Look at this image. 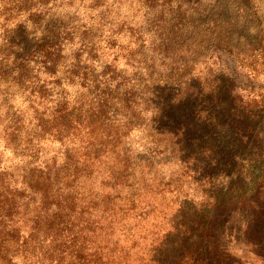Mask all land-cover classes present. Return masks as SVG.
Masks as SVG:
<instances>
[{
	"label": "trees",
	"instance_id": "16d2710c",
	"mask_svg": "<svg viewBox=\"0 0 264 264\" xmlns=\"http://www.w3.org/2000/svg\"><path fill=\"white\" fill-rule=\"evenodd\" d=\"M201 1L0 0V264H241L222 212L264 179V104L179 76L222 44Z\"/></svg>",
	"mask_w": 264,
	"mask_h": 264
},
{
	"label": "rangeland",
	"instance_id": "374dc122",
	"mask_svg": "<svg viewBox=\"0 0 264 264\" xmlns=\"http://www.w3.org/2000/svg\"><path fill=\"white\" fill-rule=\"evenodd\" d=\"M203 1L211 2L210 0H202L199 3ZM216 1L219 15L215 24L220 30L219 33L222 34V44H217L214 41L205 43L199 48L198 53L193 56L192 65L179 76L185 75L187 71L189 75H199V83L205 87V90H208L216 70H222L223 76H231L232 87L235 88L243 102L258 100L260 104H264V0ZM109 59L116 63L122 61L115 53H111ZM135 59L130 57L131 61ZM182 68L184 69V67ZM182 68L176 69V72L181 73ZM126 71L128 73L131 70L128 69ZM193 78L195 79V77ZM222 94H225L223 89ZM224 105L222 104L221 112L223 127L227 121H234L236 125L240 124L241 126L250 122L252 129L247 130L246 133L248 136L247 140L251 145L250 149H245L244 151L250 153L252 158L258 150L257 142L263 135L261 128L257 124L252 123V121H255L254 119L244 115L233 104L231 105L230 101L226 100ZM4 110L1 107L0 113ZM259 120L263 121L264 119ZM246 160L249 161L250 159L247 158ZM257 172L256 169L254 170L250 166L241 167L239 169V177H235V173L230 174L232 180L228 186L222 172L217 174L215 180L219 181V188L222 186V195L229 191L233 194L237 191V188L245 185L247 180L252 175L257 174ZM238 179H241L243 183H237ZM189 184L185 183L184 185ZM190 188L192 189L191 185ZM247 260L251 262L246 264H264V262L253 260L251 257Z\"/></svg>",
	"mask_w": 264,
	"mask_h": 264
},
{
	"label": "flooded vegetation",
	"instance_id": "af4514ba",
	"mask_svg": "<svg viewBox=\"0 0 264 264\" xmlns=\"http://www.w3.org/2000/svg\"><path fill=\"white\" fill-rule=\"evenodd\" d=\"M247 202L231 204L222 212V244L241 264L248 258L264 262V179L258 181Z\"/></svg>",
	"mask_w": 264,
	"mask_h": 264
}]
</instances>
